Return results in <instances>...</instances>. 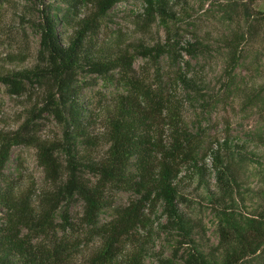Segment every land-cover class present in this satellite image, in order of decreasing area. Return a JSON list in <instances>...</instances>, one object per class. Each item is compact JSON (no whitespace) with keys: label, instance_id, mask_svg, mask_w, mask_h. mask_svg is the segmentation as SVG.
Instances as JSON below:
<instances>
[{"label":"trees","instance_id":"trees-1","mask_svg":"<svg viewBox=\"0 0 264 264\" xmlns=\"http://www.w3.org/2000/svg\"><path fill=\"white\" fill-rule=\"evenodd\" d=\"M45 1L35 0L42 5L39 60L31 67L7 73L0 81L13 95L26 94L28 84L42 88L40 102L35 104L36 108L42 105L37 119L51 114L61 123L63 133L59 139H43L40 122L33 119L16 132H0V213L5 217L0 220V264H146L149 257L157 258L159 264H264V196L252 214L237 210V203L244 198L235 168L218 149L211 150L209 167V154L202 156L201 145L186 125L177 100L166 99L152 89H139L140 95L117 96L106 107L108 148L101 156L95 154L100 138L91 134L95 117L84 106L79 76H105L123 68L130 84L135 85L136 58L130 51L97 41L102 19L123 0ZM146 1L148 26L159 19L164 24L181 21L177 1ZM184 1L183 10L188 5ZM245 12L247 18L256 17L264 24V11L247 8ZM167 33L165 44H141L140 48L159 58H179L177 50L194 56L201 47L198 42L191 44L192 49L183 47L170 29ZM246 39L245 33H235L226 42L231 78L242 60ZM181 77L190 91L204 93L187 74ZM168 131L170 136L165 140ZM21 145L37 149L39 163L53 186L39 203H35L32 191L21 190L6 174L13 149ZM192 175L205 188L209 201L219 207V244L214 248H206L201 236L197 240L199 224L180 204L185 187L194 180L189 179ZM211 179H215L213 184ZM113 189L132 192L136 199L115 208L113 218L99 226L102 212L112 208ZM77 198L85 203V221L98 231V242L88 250L70 247L62 239L49 246L34 245L29 235H22L25 229L47 233L60 211L71 225L68 208ZM158 203L168 218L162 231L177 239L169 258L154 252L152 235L139 232L150 221L146 206Z\"/></svg>","mask_w":264,"mask_h":264},{"label":"rangeland","instance_id":"rangeland-1","mask_svg":"<svg viewBox=\"0 0 264 264\" xmlns=\"http://www.w3.org/2000/svg\"><path fill=\"white\" fill-rule=\"evenodd\" d=\"M175 1L181 18L178 22L164 24L159 19L148 26L146 0H123L102 19L98 44L130 51L136 58L132 75L135 85L130 84L123 68L105 76L80 74L84 106L95 117L91 134L100 138L95 154L101 156L108 148L104 135L106 107L117 96L140 95L139 89L162 92L166 99L182 104L185 123L199 141L202 156L209 154L206 160L209 167L213 161L212 149L220 150L230 160L243 184L244 200L237 203V210L250 215L263 202L264 196V24L257 22L256 17L247 18L245 11L247 8L264 11V0H239L236 3L187 0L184 10L185 1ZM41 7L35 0H0V77L31 67L39 60ZM168 29L183 47L192 49L191 44H201L196 55L179 49V58L170 55L159 58L148 49L140 48L141 44H165ZM235 33H245L247 39L240 65L231 78L227 74L230 50L226 42ZM182 73L195 80L204 93L190 91L181 80ZM27 87L26 94L13 95L10 87L0 81V132H16L27 120L33 119L40 122L39 134L43 139H59L63 133L59 121L48 113L44 114L43 120L37 119L38 108L42 105L36 108L35 104L40 102L43 89L32 84ZM169 136L170 131L165 140ZM6 174L21 190L32 191L35 203L53 188L39 163L37 149L30 145L13 149ZM193 178L185 187L180 204L199 224L197 240L201 236L206 248H214L219 244V207L209 201L198 178L189 177L190 180ZM211 181L213 184L215 179ZM110 196L112 208L102 212L99 226L113 218L115 208L136 199L134 193L118 189L111 190ZM68 210L71 225L65 222L60 211L47 233L25 229L22 235H29L34 245L49 246L54 240L62 239L70 247L85 252L98 242V231L85 221V203L81 198L75 199ZM144 211L150 221L139 229L140 234L152 235L156 244L154 252L171 257L177 239L162 231L163 224L168 221L163 205L148 204ZM4 218L0 213V220ZM146 264L159 263L157 258L149 257Z\"/></svg>","mask_w":264,"mask_h":264}]
</instances>
